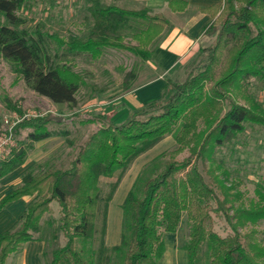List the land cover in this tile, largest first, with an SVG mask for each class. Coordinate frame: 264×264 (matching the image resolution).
<instances>
[{"label": "trees", "instance_id": "16d2710c", "mask_svg": "<svg viewBox=\"0 0 264 264\" xmlns=\"http://www.w3.org/2000/svg\"><path fill=\"white\" fill-rule=\"evenodd\" d=\"M26 1L0 0V13L6 19L0 25V54L15 64L35 92L56 103L75 102L84 82L82 74L58 62L60 46L92 56L113 47L148 61L153 44L170 27L164 14L151 13L146 6L87 0L93 21L87 36L64 41L40 26L26 25V19L17 14ZM214 10L219 12L214 19L219 23L213 21L207 27L217 34L214 44L198 51L182 79L167 81L161 99L120 124L93 132L69 166L25 172L21 182L1 198L0 209L22 196L34 197L18 226L0 233V264H7L25 242L43 239L38 234L54 200L60 206L58 232L65 242L43 250L47 264H157L165 250L164 232H175L184 212L191 222L184 244L189 264H199L204 245L208 264H264V243L255 228L264 220V193L259 190L261 200L249 207L228 206L232 187L208 170L218 192L197 163L198 159L214 160L216 149L234 142L248 125L264 129V105L252 92L254 81L264 80V0H224ZM125 27H133L135 43L126 41ZM52 41L58 46L54 52ZM138 73H127L125 88ZM50 116L24 119L18 128H31L28 139L33 142L44 140L53 135L47 124L58 122ZM172 132L175 147L158 157L166 158L161 169L149 174L146 166L137 176L122 204L121 241L109 246V206L122 179L138 156ZM186 150L189 155L179 159ZM27 155V147L16 150L1 164L0 178L21 167ZM104 177L110 178L106 190L101 185ZM260 186L264 189V178ZM221 212L232 228L225 236L213 226V213ZM58 232L52 233L54 243ZM77 238L89 244L78 248Z\"/></svg>", "mask_w": 264, "mask_h": 264}, {"label": "rangeland", "instance_id": "374dc122", "mask_svg": "<svg viewBox=\"0 0 264 264\" xmlns=\"http://www.w3.org/2000/svg\"><path fill=\"white\" fill-rule=\"evenodd\" d=\"M104 1L116 3V0ZM120 5L132 8L144 7L129 2ZM17 14L26 19V25L29 27L40 26L43 30L57 35L64 41L70 40L71 37L85 38L93 23L92 19L89 18L87 0H27L17 11ZM215 21L213 23L218 25L219 20ZM5 22V17L0 13V25ZM133 32V27H125L123 30L128 43L136 42L132 36ZM209 34L215 35L214 39L201 48L214 44L217 34L210 32ZM51 43L54 52L58 46L56 41ZM158 43L159 38L153 44V48ZM58 49L60 52L58 62L69 65L73 71L82 74L84 77V82L76 94V101L72 103H56L35 92L16 71L15 64L0 54V130L3 128L5 118L14 113L62 116L58 122L47 124V128L51 130L53 135L44 140L33 142L28 139L31 128H17L19 146L27 147L28 155L21 167L0 180V197L5 191L18 184L27 171L38 173L48 167L69 166L78 147L93 132L111 123L120 124L136 112L127 107L128 111L125 117L122 119L114 118L115 110L119 109L118 105L114 103L129 89L133 88L137 82L139 73L131 86L125 88L123 83L127 73L131 70L139 72L147 61H143L139 55L133 52L113 47L104 48L103 52L96 56L85 52L72 53L66 51L65 46H60ZM188 63L184 67H187ZM184 67L178 68L176 72L172 73L169 80L182 79L186 71ZM252 92L264 105V80H255ZM19 108L22 113L19 112ZM175 145V134L172 132L138 156L131 165L110 202L109 227L106 236V242L109 246L116 245L121 241L124 217L122 204L137 176L146 166L149 174L156 169H161L166 158L158 157ZM188 155L189 151L186 150L179 156V159ZM197 163L207 181L217 191L218 187L208 170H213L216 174L224 177L226 185L232 187L228 206L249 207L258 203L261 200L259 190L264 193V189L260 186V181L264 178V129L257 125H248L246 131L241 133L234 142L216 149L214 160L198 159ZM109 181L110 178H102L101 185L104 190L107 189ZM220 195L223 196V194ZM59 217L60 206L54 200L51 202V210L45 214L42 221L43 229L38 236L43 239H37L42 243V248L37 254L34 264H47L48 258L43 256V250L50 251L55 245L64 244L65 237L62 232H58ZM213 218V226L218 233L225 236L232 232V228L222 212L219 215L213 213ZM17 226L18 223L2 230ZM190 226L188 214L184 212L182 223L178 229L175 232H164V241L170 240L171 236L177 237L178 235L180 246L185 249L184 244L189 238ZM255 228L258 239L264 243V220ZM54 231L59 234L57 243L52 240ZM37 240L25 242L18 251L8 258V264H21L20 258L17 259L16 256L21 257L23 248L36 243ZM86 242L88 241L84 238L76 239L78 248H81ZM86 246L88 247V245ZM86 246L84 247L86 248ZM207 259L208 250L204 245L200 250L199 264H208Z\"/></svg>", "mask_w": 264, "mask_h": 264}, {"label": "crops", "instance_id": "0c3cea01", "mask_svg": "<svg viewBox=\"0 0 264 264\" xmlns=\"http://www.w3.org/2000/svg\"><path fill=\"white\" fill-rule=\"evenodd\" d=\"M223 1L116 0V4L136 3L148 7L152 13H162L169 20L170 27L159 37V43L154 47L151 59L139 71L134 87L115 101L114 104L118 105L119 109L115 110L114 118L122 119L125 117L128 111L127 107L138 111L150 102L163 97L165 85L171 74L176 72L178 68L186 66V63L196 55L201 47L208 45L214 39L215 35H210L207 27L219 13L215 12V6L220 5ZM184 68L186 70V67ZM11 189L5 191L0 200ZM33 198L31 195L22 196L0 209V233L11 230L2 229L18 223L19 218ZM178 238V235L177 237L171 236L170 240L164 241L165 250L157 264H189L188 252L180 246ZM41 248L42 243L37 240L36 243L24 247L21 257L16 256V258H20L21 264H34Z\"/></svg>", "mask_w": 264, "mask_h": 264}, {"label": "built area", "instance_id": "2783aa9c", "mask_svg": "<svg viewBox=\"0 0 264 264\" xmlns=\"http://www.w3.org/2000/svg\"><path fill=\"white\" fill-rule=\"evenodd\" d=\"M37 116L31 113H25L23 115L14 113L5 118L3 128L0 130V166L3 162L10 159L15 151L20 148L17 138L18 124L24 119Z\"/></svg>", "mask_w": 264, "mask_h": 264}, {"label": "water", "instance_id": "95a60500", "mask_svg": "<svg viewBox=\"0 0 264 264\" xmlns=\"http://www.w3.org/2000/svg\"><path fill=\"white\" fill-rule=\"evenodd\" d=\"M50 119H55V120H61L62 116H58V115H52L49 117Z\"/></svg>", "mask_w": 264, "mask_h": 264}]
</instances>
